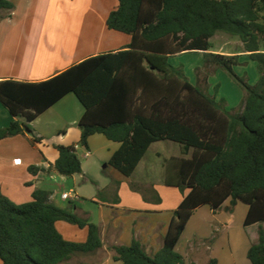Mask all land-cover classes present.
Segmentation results:
<instances>
[{"label":"trees","instance_id":"16d2710c","mask_svg":"<svg viewBox=\"0 0 264 264\" xmlns=\"http://www.w3.org/2000/svg\"><path fill=\"white\" fill-rule=\"evenodd\" d=\"M116 2L106 27L130 37L127 49L86 59L40 83L0 81V103L14 119L0 129V140L23 135V127L73 94L85 110L78 123L79 146L88 149L95 134L120 144L107 167L122 179H130L152 144L171 142L180 148L179 157L164 160V183L183 198L162 247L148 255L133 240L113 248L115 261L194 264L175 251L186 224L197 209L207 206L215 213L228 201V212L238 203L247 206L244 227L258 225L257 240L246 257L250 264H264V0ZM13 9L11 2L0 0V12ZM217 33L242 43L259 74L254 85L235 74L234 68L244 65L239 55L211 52L210 39ZM197 52L203 54V66L196 69L197 83L192 85L183 67L173 66L170 59ZM217 70L243 91L238 108L229 110L225 99L216 98L218 85L214 95L208 93V78ZM55 148L53 170L63 177L80 174L76 148ZM50 196L38 189L30 202L17 205L0 193L2 264H63L102 247L95 224L57 207ZM58 221L86 227V242L64 240L55 228Z\"/></svg>","mask_w":264,"mask_h":264},{"label":"crops","instance_id":"0c3cea01","mask_svg":"<svg viewBox=\"0 0 264 264\" xmlns=\"http://www.w3.org/2000/svg\"><path fill=\"white\" fill-rule=\"evenodd\" d=\"M8 1L14 5L13 11L0 12V81L40 83L86 59L126 50L130 44L129 36L106 27L107 8L110 1L112 7H116L114 0H98V20L72 11L80 0ZM82 15L87 18L81 19ZM65 20L70 21L69 25ZM239 43L242 50L237 52L219 49L213 53L239 55L240 62L249 66L254 62L243 53L242 43ZM195 54L203 58L201 52ZM258 77L259 74H255V80ZM84 112L75 95L68 94L28 127H23V135L0 140V193L22 205L32 200L35 190L49 191L46 187L52 180L63 189L76 192L78 200L70 202L61 199L64 192L59 196L49 191V201L95 224L102 247L93 253L73 255L63 264H121L113 259V248L129 246L133 240L138 241L148 255H153L162 247L173 213L183 197L176 188L165 185L164 165L158 167L145 161L158 143H165L172 153L169 158L179 157V149L171 142L154 143L130 179L124 180L112 171L109 172L111 177H107L104 170L108 169L107 163L120 144L95 134L88 139V149L81 148L78 123ZM13 120L0 103V129L8 127ZM17 120L25 123L23 118ZM56 146L76 148L80 174L63 177L53 170L58 158ZM80 149L81 155L78 154ZM156 156L161 155L156 153ZM14 160H20V164H15ZM30 167L39 171L30 172ZM114 180L119 182L118 186L114 185ZM227 206L228 201L215 213L207 206L193 213L175 247L187 263L206 264L213 259L217 264H250L246 254L256 242L257 233L249 234L248 230L257 232L258 225L243 226L248 211L244 204L238 203L231 212L226 210ZM55 228L69 242L85 243L88 237L86 227L58 221Z\"/></svg>","mask_w":264,"mask_h":264},{"label":"rangeland","instance_id":"374dc122","mask_svg":"<svg viewBox=\"0 0 264 264\" xmlns=\"http://www.w3.org/2000/svg\"><path fill=\"white\" fill-rule=\"evenodd\" d=\"M112 2V1H110ZM109 2V13L114 10L112 5ZM115 4L117 3L116 0L113 1ZM107 3V2H106ZM100 2L98 0H80L76 3V6L72 9V11L75 10V13H86L89 14V17L96 18V20L99 19L98 16V10H99ZM117 6V4H116ZM71 11L70 9H67V12ZM109 15V14H108ZM108 17V16H107ZM87 18L82 15L81 19ZM107 19V18H106ZM66 24L69 25V20H65ZM106 24V21H105ZM211 44V51L216 52L220 49L222 52H237L239 50H242L240 47V41L236 38L230 37L223 33H217L213 38L210 39ZM171 64L175 67L182 66L183 72L185 77L188 79V81L192 85H196L197 78H196V69L202 68L203 66V58L202 55L191 53L187 55L177 56L174 59L171 60ZM244 65L234 68V72L239 77H246L247 83L249 85H254L257 81L255 80V74L258 75L256 71V64L251 63V67H249L247 64L243 63ZM208 93L210 95H214V87L218 85V91L216 94V98L219 100L221 98L225 99L227 109H236L240 105L242 99H243V91L235 84L231 78L222 70L215 71L209 78H208ZM204 86V85H203ZM165 143H158L156 146H154L149 153L147 154L145 163L148 164L151 163V165H158V167H161L164 165V160L161 157L169 158L172 153L169 152L168 148H166L164 145ZM176 150L180 152V148L178 145L174 144ZM82 149L78 151V154L81 155ZM156 153H159L161 156L157 157ZM163 162V163H162ZM108 169L104 170V174L110 176L111 169L107 167ZM111 177V176H110ZM60 184L57 183V181H49L47 184V190L54 191L57 195H61L62 192H68L70 191L69 188H62L59 187ZM178 190V189H177ZM179 191V190H178ZM58 201V199H57ZM84 202V201H83ZM67 204V203H64ZM264 225V224H262ZM249 234L257 233L255 229L248 230Z\"/></svg>","mask_w":264,"mask_h":264},{"label":"built area","instance_id":"2783aa9c","mask_svg":"<svg viewBox=\"0 0 264 264\" xmlns=\"http://www.w3.org/2000/svg\"><path fill=\"white\" fill-rule=\"evenodd\" d=\"M14 163L15 164H20V160H14ZM61 199L64 200V201H70V202H73V201H77L78 200V196L76 194L75 191L73 190H70L68 192H64L62 195H61Z\"/></svg>","mask_w":264,"mask_h":264}]
</instances>
